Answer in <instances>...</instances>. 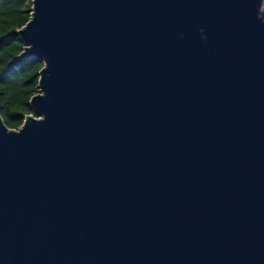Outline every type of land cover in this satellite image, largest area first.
Listing matches in <instances>:
<instances>
[{"label": "water", "instance_id": "obj_1", "mask_svg": "<svg viewBox=\"0 0 264 264\" xmlns=\"http://www.w3.org/2000/svg\"><path fill=\"white\" fill-rule=\"evenodd\" d=\"M0 116V264H264V0H32Z\"/></svg>", "mask_w": 264, "mask_h": 264}, {"label": "trees", "instance_id": "obj_2", "mask_svg": "<svg viewBox=\"0 0 264 264\" xmlns=\"http://www.w3.org/2000/svg\"><path fill=\"white\" fill-rule=\"evenodd\" d=\"M32 0H0V116L16 130L25 116L32 115L29 100L38 92L42 62L34 58L16 60L22 43L14 31L29 20Z\"/></svg>", "mask_w": 264, "mask_h": 264}]
</instances>
